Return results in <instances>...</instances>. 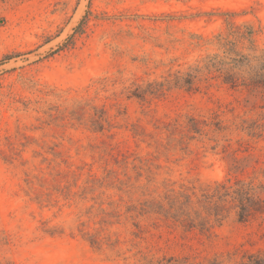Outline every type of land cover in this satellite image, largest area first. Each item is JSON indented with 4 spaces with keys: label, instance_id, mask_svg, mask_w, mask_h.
I'll list each match as a JSON object with an SVG mask.
<instances>
[{
    "label": "rangeland",
    "instance_id": "1",
    "mask_svg": "<svg viewBox=\"0 0 264 264\" xmlns=\"http://www.w3.org/2000/svg\"><path fill=\"white\" fill-rule=\"evenodd\" d=\"M227 21L253 25L264 49V0H0V264H232L264 251V215L231 212L204 232L134 207L264 184V99L176 75L215 51L197 37ZM192 117L207 123L194 138Z\"/></svg>",
    "mask_w": 264,
    "mask_h": 264
},
{
    "label": "trees",
    "instance_id": "2",
    "mask_svg": "<svg viewBox=\"0 0 264 264\" xmlns=\"http://www.w3.org/2000/svg\"><path fill=\"white\" fill-rule=\"evenodd\" d=\"M256 32L253 25H238L227 21V29L223 32L212 37L198 35L199 40L195 43L197 46L212 45L216 47L215 51L189 65L185 71H178L177 77L192 85L193 81L202 78L207 81L220 80L232 88L246 89L264 99V49L255 45ZM130 92L136 98L147 96L145 88H140V85ZM97 119L99 126H103V118L98 113ZM199 123L207 126L205 120L194 117L189 119L186 126L191 138H194L192 133L202 134L203 127ZM211 125L218 131L225 128L219 121H212ZM263 190L264 184L258 185L254 180L237 179L234 183L230 180L216 181L200 188L193 186L167 190L141 201L139 207H134L136 216H158L165 221L209 232L214 223H221L231 212L242 222L262 217ZM171 259L173 261H169V264L180 263L175 257ZM194 264L225 263L212 259ZM232 264H264V251L250 253Z\"/></svg>",
    "mask_w": 264,
    "mask_h": 264
}]
</instances>
